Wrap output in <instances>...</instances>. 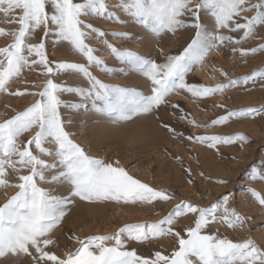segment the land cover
Wrapping results in <instances>:
<instances>
[{
	"label": "snow or ice",
	"instance_id": "1",
	"mask_svg": "<svg viewBox=\"0 0 264 264\" xmlns=\"http://www.w3.org/2000/svg\"><path fill=\"white\" fill-rule=\"evenodd\" d=\"M89 21L139 29L140 35L107 32ZM0 23L9 26L0 27V37L10 40L0 47V95L32 101L22 110L12 108L14 114L0 121V193L6 197L0 205V261L264 264V243L254 238L249 227L254 217L239 211L233 192H225L207 206L190 202L175 189L142 181L132 174V165L91 155L78 142L81 137L70 131L78 123L73 117L84 114L116 127L154 118L157 127L178 144L203 146L218 157L235 160L225 157L223 149L245 151L252 144L245 133H187L179 124L166 122L165 115L204 132L233 122L264 125V104L238 109L213 104L223 114L202 125L172 99L183 97L206 105L234 89L264 90V66L236 78L218 70L227 82L214 86L187 79L213 52L226 53L245 64L248 58L264 54V43L243 47L250 40L264 41V0H0ZM37 33V42H31ZM186 34L190 35L182 50L165 54L158 46L155 57L110 42L140 40L147 47L159 45L165 36ZM103 50L120 65L118 69L99 55ZM57 52L74 59H51ZM94 71L113 79L138 76L146 87L104 83ZM31 73L36 74L33 81L27 79ZM17 81L25 85L23 90L12 89ZM165 151L179 166L184 185L201 198L206 190L197 177L230 186L226 179L205 176L199 157L189 153V159L196 162L194 168L181 155ZM247 172L249 182H264V168L251 165ZM245 191L264 215V195L254 188ZM174 200L179 202L156 222L125 224L114 233L83 239L69 233L68 241L77 245L74 249L71 243L61 248L56 236L57 231H64L80 202L154 210L158 203ZM182 218L190 222L182 223ZM222 228L249 235L234 240ZM258 231L264 234V228Z\"/></svg>",
	"mask_w": 264,
	"mask_h": 264
},
{
	"label": "rangeland",
	"instance_id": "2",
	"mask_svg": "<svg viewBox=\"0 0 264 264\" xmlns=\"http://www.w3.org/2000/svg\"><path fill=\"white\" fill-rule=\"evenodd\" d=\"M97 24L107 32H136L138 35L139 29H126L106 23L100 25L99 21H89ZM0 27H9L0 23ZM40 33L31 42H37ZM190 34L179 37L165 36L161 39L159 45L153 43L150 46H145L142 41L138 40L134 43L120 40H110L115 46L121 49L132 50L141 54L150 53L153 57L156 56L157 47H163L165 54L177 53L186 46V42ZM10 43L7 38L0 37V47ZM261 40H250L243 47H256ZM103 49L102 44L93 45ZM109 66L120 67L114 59L107 54V50L99 53ZM53 60H69L73 61V57L66 56L63 52H57L51 56ZM264 66V54L250 57L247 63H243L239 58H233L226 53L217 54L213 52L205 61V64L199 70H194L188 76L189 82L203 84L205 86H214L216 83H226L225 78L220 74L223 70L228 73L230 78H236L247 75L254 69ZM99 79L108 84H120L128 87L145 88L144 81L138 76H129L126 78L113 79L102 74L100 71H94ZM29 81L36 79V74L31 73L27 76ZM43 78H41V82ZM23 80V78H22ZM12 89H21L25 87L22 81H17L12 84ZM173 102L179 103L183 108L195 118L196 123L206 124L218 115L223 114L222 109L212 107L213 104H225L228 109H238L244 107H258L264 104V90H256L251 93L244 92L239 89L226 92L224 96L210 100L206 105L194 104L183 97H173ZM31 99L6 97L0 95V121L14 114L11 109L22 110L31 103ZM8 105V107H5ZM202 108L209 109L202 111ZM78 121L75 127L70 128V131L77 133L81 139L80 142L85 148H89L90 154L93 156L102 157L106 160L119 159L124 165H132V174L139 177L142 181L150 185L175 189L179 196L188 199L190 202L207 206L214 200L218 199L225 192H233L235 195V205L239 211L247 213L254 217L253 223L249 227L253 230V236L257 241L264 243V234L258 229L264 228V215H261L258 206L251 202V198L246 193L247 188H254L264 195V182L257 179L254 182H249V174L247 169L251 165H256L258 168H264V125L253 123L251 121L233 122L226 128H215L209 132H204L202 129H196L187 125L185 121H177L176 117L170 114L165 115V121L171 124H179L187 133L212 135L217 133H236L243 132L248 135L251 140V146H247L245 151H240L236 147L224 148L225 157H235L233 161L227 158H221L211 150L203 146H194L188 144L180 145L165 132L157 127L154 118L138 120L135 123H129L123 127L112 126L107 122H102L93 118L90 114L73 117ZM27 137H25L26 139ZM115 146V147H114ZM134 149V150H133ZM167 152L181 155L185 163L196 167L195 160L189 159V153L192 156L199 157L201 168L205 176L211 177L212 180L226 179L230 181V186L225 188L222 185L210 183L208 180H201L197 177V183L202 190H206L204 197L196 193L195 190L184 185L179 166L170 159ZM181 185H184L182 188ZM15 190H9L8 195H12ZM211 193V195H208ZM6 200V197L0 193V205ZM178 200L171 203H158L156 208H140V207H118L114 205H88L80 202L74 209L72 215L68 218L64 225V231H57L56 236L60 240V247L63 248L68 241L69 233L86 238L93 235H107L117 231L119 227L125 224L141 223V222H156L162 219L175 205ZM99 210V211H98ZM108 212V213H107ZM158 213V214H155ZM182 223H189L186 218L181 219ZM224 235L229 236L234 240L246 238L248 233H236L230 230L221 229ZM74 249L77 247L71 243ZM0 264H11L8 258L0 261Z\"/></svg>",
	"mask_w": 264,
	"mask_h": 264
},
{
	"label": "bare ground",
	"instance_id": "3",
	"mask_svg": "<svg viewBox=\"0 0 264 264\" xmlns=\"http://www.w3.org/2000/svg\"><path fill=\"white\" fill-rule=\"evenodd\" d=\"M115 147V146H114ZM134 150V149H133ZM99 211V210H98ZM108 213V212H107Z\"/></svg>",
	"mask_w": 264,
	"mask_h": 264
}]
</instances>
